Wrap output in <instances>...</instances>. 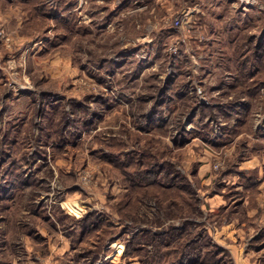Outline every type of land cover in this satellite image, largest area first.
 Segmentation results:
<instances>
[{
	"label": "rangeland",
	"instance_id": "obj_1",
	"mask_svg": "<svg viewBox=\"0 0 264 264\" xmlns=\"http://www.w3.org/2000/svg\"><path fill=\"white\" fill-rule=\"evenodd\" d=\"M5 10L0 78L16 93L0 89V264H239L236 202L213 198L233 161L264 156V0ZM187 11L194 35L174 27Z\"/></svg>",
	"mask_w": 264,
	"mask_h": 264
},
{
	"label": "crops",
	"instance_id": "obj_2",
	"mask_svg": "<svg viewBox=\"0 0 264 264\" xmlns=\"http://www.w3.org/2000/svg\"><path fill=\"white\" fill-rule=\"evenodd\" d=\"M3 13L4 14H1L0 12V29H5L7 33L14 34L13 31H10L12 30L10 29V24L6 23L9 17L14 16V13L10 10H5L3 11ZM23 20L24 17H21L19 19V22L22 24ZM11 38L12 45L14 40L13 35H11ZM37 44V42H34L30 47ZM8 46L10 45L7 42L0 40V53L3 50H9L6 48ZM77 52L79 55V50H77ZM0 68H3V66L0 65ZM6 77L7 80L0 78V89L5 87L12 89L13 95H9L7 97V99L10 100L13 96H15L14 94L16 92L14 91L16 90H13L14 87L12 85V82L9 81V75H7ZM20 92L26 93L28 92V90H21ZM112 92L114 91L112 90ZM135 94L136 96L128 98V100L134 102L135 99L141 96L137 95L138 93ZM240 138L241 137H239V139ZM195 142H197V140H192V142L184 146V149H187L188 145L194 144ZM232 167H235L236 170H232V172H228L226 170V172H223V175L220 178L215 177L216 181L218 180L217 184L219 183V190L214 193L215 196L213 199L217 202V204L220 202V205L224 206L225 208L228 206L225 205V203L227 204V202L233 200L232 204L236 202L235 206L238 207V209H235L234 206V208L231 210L234 213H229L232 216L231 222L236 225L234 226L233 230L239 237L238 242L232 244L231 248L246 247V252L250 253L246 256L239 255L238 261L236 260V263L264 264V250L262 249L264 248V246L256 249V247L259 246L256 241H260L257 240L258 237L262 239V233L260 232L262 228H264V156L260 157L253 154L249 157L241 158L238 161L235 160L233 161ZM209 168L210 165L208 166V163L204 164L202 161V163L200 164L199 173L201 178L205 176L206 182H211L214 179V176H212L209 172ZM225 188H227V190H225ZM236 194H240V198H238L240 201L235 200L237 198ZM228 221L226 218L224 221L222 220L221 224H226L228 223ZM258 252L260 253L259 256L257 255Z\"/></svg>",
	"mask_w": 264,
	"mask_h": 264
},
{
	"label": "built area",
	"instance_id": "obj_3",
	"mask_svg": "<svg viewBox=\"0 0 264 264\" xmlns=\"http://www.w3.org/2000/svg\"><path fill=\"white\" fill-rule=\"evenodd\" d=\"M242 4L251 3L254 0H239ZM174 27L186 30L188 35H194L193 30L195 27V22L192 13L189 11L181 15L180 18L176 19ZM0 40L7 42L9 45L12 43V38L5 29H0ZM202 92V91H201Z\"/></svg>",
	"mask_w": 264,
	"mask_h": 264
},
{
	"label": "trees",
	"instance_id": "obj_4",
	"mask_svg": "<svg viewBox=\"0 0 264 264\" xmlns=\"http://www.w3.org/2000/svg\"><path fill=\"white\" fill-rule=\"evenodd\" d=\"M153 166H155V165H153ZM152 166V167H153ZM153 173H155V172H153ZM151 175H149V177H150ZM173 186H175V184H173V185H171L170 187L172 188ZM154 239H155V237H154ZM183 258H181L182 259V262L181 263H179V264H185V263H189V264H192V260L193 259H198L199 261H201L200 260V258H198L196 255H194V253H192V256H191V253H187V254H185V253H183Z\"/></svg>",
	"mask_w": 264,
	"mask_h": 264
}]
</instances>
